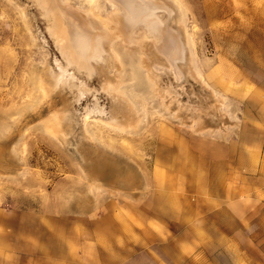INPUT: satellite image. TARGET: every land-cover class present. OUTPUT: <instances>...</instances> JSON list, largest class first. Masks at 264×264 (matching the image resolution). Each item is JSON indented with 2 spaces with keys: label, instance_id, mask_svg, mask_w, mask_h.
Returning <instances> with one entry per match:
<instances>
[{
  "label": "rangeland",
  "instance_id": "1",
  "mask_svg": "<svg viewBox=\"0 0 264 264\" xmlns=\"http://www.w3.org/2000/svg\"><path fill=\"white\" fill-rule=\"evenodd\" d=\"M49 2L0 0V264H174L168 197L264 179V0Z\"/></svg>",
  "mask_w": 264,
  "mask_h": 264
},
{
  "label": "crops",
  "instance_id": "2",
  "mask_svg": "<svg viewBox=\"0 0 264 264\" xmlns=\"http://www.w3.org/2000/svg\"><path fill=\"white\" fill-rule=\"evenodd\" d=\"M240 158L215 191L168 197L173 221L159 217V238L175 250L174 264H264V179L252 175L260 168L241 167ZM141 219L144 232L151 231L150 214L143 211ZM142 242L151 250L144 233Z\"/></svg>",
  "mask_w": 264,
  "mask_h": 264
},
{
  "label": "bare ground",
  "instance_id": "3",
  "mask_svg": "<svg viewBox=\"0 0 264 264\" xmlns=\"http://www.w3.org/2000/svg\"><path fill=\"white\" fill-rule=\"evenodd\" d=\"M49 1L50 0H41V3L45 7L46 10L49 9L48 8L50 5ZM129 7L135 12V10H138V9H145L147 5H143V4L135 5L133 2V4L131 3ZM50 14H51V19H52L51 31L55 33L59 39L64 41L63 44L60 43L61 44L60 48H61L62 53L64 54V57H66L68 59V62L72 64H73L74 59L75 60L77 59L80 66L88 67V61H87L88 57L90 56V54L92 55L93 53L92 51L96 49V43L94 39L91 40L93 38L92 37L93 35L90 34V36L92 35L90 38V36H87L88 35L87 33L86 35L82 33V31L79 32L61 14H60L61 16L55 15L53 13H50ZM139 14H140V10H139ZM80 26L82 27V25Z\"/></svg>",
  "mask_w": 264,
  "mask_h": 264
}]
</instances>
